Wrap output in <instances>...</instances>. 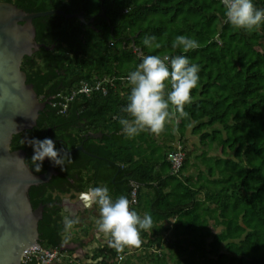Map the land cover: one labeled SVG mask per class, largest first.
I'll return each instance as SVG.
<instances>
[{
  "label": "trees",
  "instance_id": "trees-1",
  "mask_svg": "<svg viewBox=\"0 0 264 264\" xmlns=\"http://www.w3.org/2000/svg\"><path fill=\"white\" fill-rule=\"evenodd\" d=\"M15 3L29 12L60 8L66 13L82 12L86 20L95 19L90 24L60 14L34 19L37 41L54 47H41L36 54L25 56L22 69L27 82L49 102L34 128L14 135L11 148L24 149L26 162L35 173H42L50 161L44 160L43 167L35 169L32 137L51 136L57 147L69 150L83 144L97 156L78 150L64 167H55L78 180V190L107 185L114 198L127 195L130 199L131 181L138 182V203L131 207L140 212L147 206L155 225L152 231L141 230V256L145 253L149 264H264V50L260 49L264 47V23L252 30L232 25L226 21L220 0ZM255 3L264 7V0ZM151 34L156 40L149 47L143 40ZM178 34L197 39L200 46L187 52L173 48ZM147 54H185L200 66L193 100L185 105L188 116L170 106L175 114L160 133L141 130L127 137L120 119H131L124 111L130 84L120 81L106 94L77 95L61 112L64 97L82 80L127 75ZM90 132L102 136L87 137ZM175 132L186 152L178 174L172 172L168 160L175 148L171 144ZM189 134L198 136L199 145L194 144L198 152L185 144ZM200 165L205 169L187 173ZM59 177L67 180L62 174L54 175L48 183L32 186L29 194L34 208L45 205L39 222L41 246L61 251L67 227L60 208L54 205L60 196L52 193L55 187L66 191L57 185ZM172 217L176 218L173 233L160 250L168 227L157 223ZM212 227L222 229L214 232ZM119 251L105 244L91 254L90 264H117ZM23 264L39 261L33 257Z\"/></svg>",
  "mask_w": 264,
  "mask_h": 264
},
{
  "label": "clouds",
  "instance_id": "clouds-1",
  "mask_svg": "<svg viewBox=\"0 0 264 264\" xmlns=\"http://www.w3.org/2000/svg\"><path fill=\"white\" fill-rule=\"evenodd\" d=\"M226 21L232 25L252 30L264 23V7L256 5L255 0H223ZM156 40L155 34L145 35L143 43L149 47ZM199 41L186 34L175 35L173 48H181L184 52L198 48ZM130 82V91L124 111L130 114L120 119L122 131L127 137L136 136L141 130L160 133L175 112L188 116L186 104L193 100L192 89L200 79V66L190 62L185 54L161 57L158 54H147L141 62L129 71L126 77ZM170 85V87H169ZM34 152L31 160L39 171L47 158L54 165L61 167L70 159V152L57 147L51 136L32 137L29 140ZM86 206L98 205L100 213L97 221L98 233L110 236L108 244L117 250L126 245L142 244L141 230L153 227L151 213L141 215L127 195L113 197L107 185L90 187L82 194ZM78 218H65V226L71 227Z\"/></svg>",
  "mask_w": 264,
  "mask_h": 264
},
{
  "label": "water",
  "instance_id": "water-1",
  "mask_svg": "<svg viewBox=\"0 0 264 264\" xmlns=\"http://www.w3.org/2000/svg\"><path fill=\"white\" fill-rule=\"evenodd\" d=\"M50 14L85 19L81 13H66L61 9L29 12L16 4L0 1V264H23L25 252L41 245L39 222L45 205L34 208L29 192L32 186L48 183L58 174L51 161L45 172L35 173L26 162V151L11 148L14 135L34 128L49 102V98L43 99L34 85L27 82L22 63L25 56H32L41 47H54L37 41L34 24L35 18ZM94 19L95 16L90 22ZM86 136L97 138L102 133L90 132ZM62 149L70 155L80 150L97 156L83 144L72 150ZM63 202L71 200L66 197ZM64 208L66 212L73 210Z\"/></svg>",
  "mask_w": 264,
  "mask_h": 264
},
{
  "label": "built area",
  "instance_id": "built-area-1",
  "mask_svg": "<svg viewBox=\"0 0 264 264\" xmlns=\"http://www.w3.org/2000/svg\"><path fill=\"white\" fill-rule=\"evenodd\" d=\"M223 2V0H220ZM166 56V55H165ZM169 56V55H168ZM127 75H112L104 77H95L93 80H82L79 85L73 89L70 95L65 96V101L62 103L61 112H65L68 108V104L72 101L77 95L85 94L91 95L95 92H102L106 94L110 87H116L117 81H120L121 84L127 85L130 84L126 79ZM186 158V152L182 144L175 146L168 154V160L172 165V172L178 174L182 169ZM131 185L133 187L131 191V205L138 203V188L139 183L132 180ZM59 250L55 248H46L40 246H32L28 249L23 257V263L30 262L33 257H36L39 261V264H53L54 261L58 258Z\"/></svg>",
  "mask_w": 264,
  "mask_h": 264
},
{
  "label": "rangeland",
  "instance_id": "rangeland-1",
  "mask_svg": "<svg viewBox=\"0 0 264 264\" xmlns=\"http://www.w3.org/2000/svg\"><path fill=\"white\" fill-rule=\"evenodd\" d=\"M263 46H264V43H263ZM260 49L264 50V47L263 48L260 47ZM194 144L199 145L198 136L195 138V141L193 144L187 145L188 149L197 150L196 152H198L199 149L196 148ZM144 204H146V202ZM145 213H147V206H145L144 209L141 210L140 214L144 215ZM63 216L65 220L66 214L64 213ZM86 219L88 218H85L83 221H81V225L80 223L77 225L73 224L71 227L66 228L62 236V242H63L62 250L58 254V258L54 261L53 264H84L86 262L91 261L89 257L91 256V254L95 253V251L99 247H102L105 244H108L107 241L110 239V236L104 233H98V231L95 230L97 228V221H98L96 216H91L89 217L88 220ZM96 232L100 237L98 239L94 238V235H96ZM77 242L81 243V249L79 251L75 250V247H74V244ZM142 250H140L139 259H142L143 261L142 264H149L146 260L147 259L146 256H143L145 253H143V255L141 256Z\"/></svg>",
  "mask_w": 264,
  "mask_h": 264
},
{
  "label": "flooded vegetation",
  "instance_id": "flooded-vegetation-1",
  "mask_svg": "<svg viewBox=\"0 0 264 264\" xmlns=\"http://www.w3.org/2000/svg\"><path fill=\"white\" fill-rule=\"evenodd\" d=\"M0 1H5V2L16 4L15 1H17V0H9V1L8 0H0ZM22 1L27 3V0H22ZM29 1L33 2L34 0H29ZM20 8H22V7H20ZM55 9H60V8H55ZM73 13H79V12H73ZM81 14L85 18L83 21H81V23L90 24L91 23L90 22L91 18L89 20H86L85 15L82 12H81ZM39 43H43V42H39ZM34 54H36V52ZM55 128H57V126H55ZM49 129H51V127H49ZM26 140H28V139H26ZM59 141L60 140H58V142ZM55 167H56V165H55ZM56 170L58 171V174L56 176H61V174L63 176H67V180L64 177H59L60 179L57 181V185L59 187L61 186L66 191H61L58 187H55L53 189V191H52V193L54 194V197L60 196V200L55 201L54 205H56V206H58L60 208V213L62 215L63 221H65L64 220V216H63L64 213L66 214V217L78 218L77 219V224L80 223V225H81V221H83L85 218L89 219V217H91V216H96V218L99 220L100 213H99V210H98V205L92 204L91 206H86L84 201H83V199H82V194L84 192H86L90 187H86L83 190H78V188H79L78 180L66 175L65 171H62L60 169H56ZM86 179H87V177H85V180ZM66 197H68L71 200V202H65L64 203L63 199L66 198ZM63 204H64V206H63ZM65 206L72 207V209H73L72 212L71 211H67L66 212L65 208H64ZM88 219H86V220H88ZM95 230L98 231V228H96ZM94 238H96V239L100 238L99 235L97 234V232H96V235H94ZM100 240H102V239H100ZM62 245H63V242H62ZM62 245H61V249H62ZM74 247H75V250L79 251L81 249V243L80 242L75 243Z\"/></svg>",
  "mask_w": 264,
  "mask_h": 264
},
{
  "label": "crops",
  "instance_id": "crops-1",
  "mask_svg": "<svg viewBox=\"0 0 264 264\" xmlns=\"http://www.w3.org/2000/svg\"><path fill=\"white\" fill-rule=\"evenodd\" d=\"M175 134H176V140L173 141L171 144L174 145V146H176L178 144H182L183 142L180 141L179 134L177 132H175ZM196 137H197L196 135L189 134L187 136V141H186L185 144H187V145L193 144ZM197 154L198 153H196V155ZM200 169L204 170L205 167L203 165L197 166L196 168H194V167L191 168L190 167L189 170L187 171V173H189V174L195 173L196 174L198 171H200ZM166 189L168 190L169 187L166 188ZM146 191L152 192L153 189L147 188ZM139 213H141V211ZM175 220H176V218L172 217L169 220H164V221H162L160 223H157V225H164V226L168 227V229H165L164 233L162 234L163 235V240H162V244H161L160 250H163V247L166 246L167 240L171 237V235L173 233V224H174ZM154 227H155V225H153V227L148 229V230L152 231ZM212 229H213L214 232L221 231V227H212ZM143 248L144 247H142L141 245H139V246L126 245L123 249H121L119 251L118 257L116 258L117 264H142L143 261H142V259H139V256H140V250H142ZM151 249L152 250H156L155 246H152ZM90 260L91 261L86 262L84 264L93 263V261H92L93 259H90ZM147 262H148V260H147Z\"/></svg>",
  "mask_w": 264,
  "mask_h": 264
}]
</instances>
